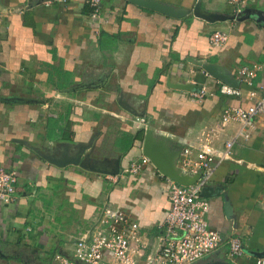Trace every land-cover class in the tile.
Listing matches in <instances>:
<instances>
[{
  "label": "crops",
  "instance_id": "crops-1",
  "mask_svg": "<svg viewBox=\"0 0 264 264\" xmlns=\"http://www.w3.org/2000/svg\"><path fill=\"white\" fill-rule=\"evenodd\" d=\"M154 1L191 13L177 19L102 0L93 21L85 0H0V165L17 172L15 202L0 205V264H55L106 205L139 225L147 251L161 234L168 186L151 163L112 181L47 158L74 157L83 146L90 166L107 169L119 158L122 171L143 156L146 125L165 138V152L221 147L236 134L237 123L219 129L221 113L247 104L222 96L223 82L198 64H216L231 78L247 62L264 68V0H247L238 18L228 0ZM216 31L228 34L218 50L208 41ZM201 87L207 95L193 99ZM238 143L230 158L214 161L207 183V226L222 243L195 264L264 259V132ZM231 237L244 257H229Z\"/></svg>",
  "mask_w": 264,
  "mask_h": 264
},
{
  "label": "built area",
  "instance_id": "built-area-1",
  "mask_svg": "<svg viewBox=\"0 0 264 264\" xmlns=\"http://www.w3.org/2000/svg\"><path fill=\"white\" fill-rule=\"evenodd\" d=\"M102 0H85L88 16L99 18ZM247 0H228L234 6V17L241 15ZM213 49H221L228 42V34L213 32L209 36ZM237 86L216 84L218 92L227 98H234L247 105L226 106L221 113L219 129L230 123L239 128L234 137L224 141L221 147L199 142L196 146H186L179 153L177 167L183 174L199 175L191 185H182L166 179L169 208L165 214L161 234L147 251L139 225L124 211L109 205L95 217L91 229L76 239L72 252L68 255L55 254V264H195L210 255L222 243L217 232L208 229L206 214L209 209L207 197L201 196L213 172L214 161L230 158L238 147V139L247 141L255 132H264V68L256 62L240 65L233 75ZM207 95L205 87L193 92V99ZM141 123L143 120L140 121ZM150 161L146 156L131 162L117 175H105L115 181L127 175H136ZM17 172L0 165V205L9 206L16 199L15 184ZM26 231H30L27 228ZM229 257L234 260L245 256L243 244L238 237L228 239ZM257 264H264L259 259Z\"/></svg>",
  "mask_w": 264,
  "mask_h": 264
},
{
  "label": "water",
  "instance_id": "water-1",
  "mask_svg": "<svg viewBox=\"0 0 264 264\" xmlns=\"http://www.w3.org/2000/svg\"><path fill=\"white\" fill-rule=\"evenodd\" d=\"M129 2L142 6L145 8H149L151 10L157 11L165 16H169L172 18L180 19L182 17H185L191 13V11H186L182 9H176L172 6L161 4L154 0H128ZM198 9H195L193 11V14L195 16H199L207 21H214V20H220V16H212L204 12H197ZM199 66H201L208 74H211L214 79H219L222 82L226 83L227 85L237 86V82L229 77L225 72H223L222 68L219 67L216 64H208V63H199ZM87 87L86 84H80L78 85V88ZM179 89H189L187 86H177ZM122 107L128 111H132V109L129 108V106H123ZM144 139L142 142V153L144 156H146L150 163L156 168V170L161 173L162 176H165L169 179H172L179 184L182 185H191L193 184L199 177L197 176H190L188 174H183L180 169L177 167V160L179 157V150L174 152H165L164 147L165 138L163 136H157L155 134L154 129L150 125H146L144 129ZM159 139V145L156 144V141ZM85 147L81 146V149L78 151V153L74 157H62V158H47V160L57 166V167H65L67 165L72 166H80L85 169H90L92 171H95L99 174L104 175H117L120 172V160L119 158L114 160L112 162V165L108 167L107 169H100L94 166H90L88 164L87 159L89 155L85 152ZM213 194V190L208 188L207 186L203 189L201 196L203 197H209ZM214 264V263H210Z\"/></svg>",
  "mask_w": 264,
  "mask_h": 264
},
{
  "label": "trees",
  "instance_id": "trees-1",
  "mask_svg": "<svg viewBox=\"0 0 264 264\" xmlns=\"http://www.w3.org/2000/svg\"><path fill=\"white\" fill-rule=\"evenodd\" d=\"M142 137H143V130L137 132V133L135 134V136H134V139H140V140H141ZM126 150H128V148H125V151H126Z\"/></svg>",
  "mask_w": 264,
  "mask_h": 264
},
{
  "label": "rangeland",
  "instance_id": "rangeland-1",
  "mask_svg": "<svg viewBox=\"0 0 264 264\" xmlns=\"http://www.w3.org/2000/svg\"><path fill=\"white\" fill-rule=\"evenodd\" d=\"M224 83V82H223ZM226 84V83H225ZM5 264V263H4Z\"/></svg>",
  "mask_w": 264,
  "mask_h": 264
}]
</instances>
